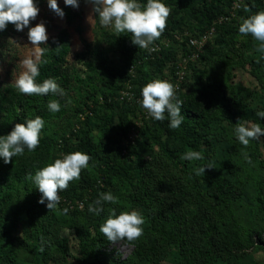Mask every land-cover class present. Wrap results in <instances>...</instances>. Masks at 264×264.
<instances>
[{
    "label": "rangeland",
    "instance_id": "rangeland-1",
    "mask_svg": "<svg viewBox=\"0 0 264 264\" xmlns=\"http://www.w3.org/2000/svg\"><path fill=\"white\" fill-rule=\"evenodd\" d=\"M256 1L261 2L262 7L253 9V12L244 10L239 20L231 25L235 31L232 36L225 37L223 42L220 38L212 39L200 59L188 65L181 87V92L188 95L199 87L201 82H208L210 79L214 82L213 89L208 90L213 103L211 110L215 114L209 128L212 149H204L209 150L213 173L220 176L225 191H214L207 169L204 175H196L194 169L206 166L204 157L198 161L182 159L178 168L163 151L164 142L170 139L163 136L160 142L154 140L151 136L155 129L152 122L154 119H141L142 107L138 102L142 99V87L154 79L167 80L174 85L178 66L191 53V49L186 46V39L198 35L200 31L194 17L178 16L175 7L163 0L162 3L171 9L164 33L159 40L149 46V49H139L136 46L132 50V53L139 54L142 59L141 69L144 78L139 72L137 73L134 66H130V61L122 53L123 41L126 40L128 44L131 40L130 34H118L112 26L97 25L93 5L88 2L79 4L78 10L83 13V36L90 45V49L86 50L76 32V26L69 28L64 17H59L48 7L47 0L46 4L39 8L37 18L31 21L28 27L23 31L15 30L11 36L1 42L0 49L4 57L0 61V87L15 85V80L25 70L20 61L33 57L34 50L27 37L30 27L43 22L47 29V43L55 40L59 31L68 30L71 35L68 65L75 79L69 93L67 115L61 120L44 124L42 130L56 140L50 163L68 154L61 138L70 135L71 128L84 120L81 115L88 107H93L88 96L92 95V87L97 88L99 90L97 96L100 100L103 99V93L107 94L111 101L121 103L122 108L115 107L109 110L103 107L97 114L107 120L98 122L99 128H92L93 136L96 142L105 137L104 131L110 129L108 120L112 119L114 128L113 131L108 132L106 139L110 147L114 148L125 134L130 135L137 130L138 156H133L126 161V164L129 170L139 174L140 181L143 178L145 183H150L147 191H153L155 194L150 204L155 208L176 205L169 204L166 199L170 197L162 193L164 183L171 185L176 190L175 193L181 202L180 207L186 213L188 224L194 225L199 238H201L200 227L195 221L196 217L200 223L209 222L215 226V230L219 233L216 238L219 242L216 252L222 258L219 264H229V262L264 264V137L259 141H251L245 147L239 143L234 131L239 120L248 124L259 123L264 127V120L256 116V112L264 111V58H261L262 54L257 51L258 43L251 35L239 34L242 18H248L251 13L264 11V0ZM57 3L60 9L66 6L64 0H57ZM154 49L157 50L153 51ZM162 61L166 63L163 64ZM101 64H105V68L113 73L128 75L130 78L126 81L118 77L113 80L111 88H105L103 82L108 80L109 74ZM88 65L93 70L89 69ZM126 92L130 93V97L122 101L121 97ZM205 105L203 103L202 107ZM226 109L229 112H225ZM93 122H97L95 118ZM84 130L86 131L87 128L83 127ZM171 145L179 146L176 143ZM249 160L251 163L248 162ZM1 164H4L3 159L0 160ZM85 175L94 179L99 177V173L91 165L82 170L81 177ZM80 180L70 182L69 187L77 185ZM181 181L186 187L182 190H188L185 194L179 191ZM133 183L132 185L131 181L123 177L113 179L108 190L118 198L119 203H108L104 221L110 214L109 209H115L117 215L123 211L140 212L145 217L146 223L143 225V235L138 240L151 247L153 239L148 236L151 230L149 221L143 210L136 207L130 199L133 193L141 190L138 180ZM226 191L227 194L224 196L226 202H218L217 206L214 205L217 197L209 196V193L221 192L217 194L221 197ZM30 193L36 194L37 198L41 196L32 181L19 186L11 193L13 199L9 203L8 213L13 218L19 217L20 224L16 228H10L9 220H0V230L7 231L3 233L1 258L13 259L12 264H94V256L92 254L84 256L83 246L74 232L65 225L67 216L63 214L60 204L53 212L52 221L55 225L53 234L46 235V253L42 254L39 251L37 233L30 226L27 218V206L29 200L33 198ZM201 199L209 206L212 205L209 214L200 206ZM224 233L225 235L222 236ZM234 233H237V237H234L237 242L232 239ZM63 240H68V254L64 252ZM134 250V246L124 240L108 244L104 252L108 257L125 261L134 255ZM134 264L144 263L137 260ZM160 264H184L179 248L176 245L170 247L165 260Z\"/></svg>",
    "mask_w": 264,
    "mask_h": 264
},
{
    "label": "trees",
    "instance_id": "trees-1",
    "mask_svg": "<svg viewBox=\"0 0 264 264\" xmlns=\"http://www.w3.org/2000/svg\"><path fill=\"white\" fill-rule=\"evenodd\" d=\"M163 1L175 7V12H177L178 16L184 18L189 15L196 19L200 31L198 35L187 37V47L190 38L197 39L201 37L215 25V22L220 17L226 15L233 2V0ZM34 2L38 8H41L46 4L47 0H34ZM85 2L86 0H78L79 4ZM138 2L146 4L147 0H138ZM245 7L253 12V9L257 10L261 8L262 3L256 0H248L237 20L222 26H217V33L213 40L220 38L223 42L225 37L232 36L235 33L231 25L239 20ZM61 9L65 13L64 19L67 26L69 28L76 26V32L80 37L81 43L86 50L90 49V45L83 36L82 11L71 6H65ZM253 14L254 13H251V15ZM94 16L96 24L99 25L98 13L94 12ZM15 30L14 25L8 24L6 30L0 31V47H2L1 42L11 36ZM123 42L122 53L130 61V66H134L137 73L139 72L141 77L144 78L145 76L141 69L142 59L139 54L132 53V50L136 48V46L132 44L131 40H129L128 44L126 40ZM41 47H47L49 49L42 57V59L47 60L48 63L39 64L40 75L36 78V82L42 83L48 78L55 79L58 85L64 89L66 95L60 97L50 93L46 96H27L19 93L15 85L0 87V137L9 134L15 124L25 123L28 119H34L39 116L45 121V124H48L53 120H61L68 113L67 105L70 99L69 93L72 88V82L75 79L68 65V59L71 54V35L66 29L61 30L58 32L55 40ZM58 47L61 49L57 52L55 50ZM3 57L4 54L0 49V61ZM162 63L165 64L166 61H162ZM101 67L109 74L108 80L103 82L105 88H111L113 80L116 78L118 79V77L126 81L130 78L128 75L124 76L122 74L113 73L110 69L105 68V64H101ZM88 68L93 70L89 65ZM78 82L80 81L78 80ZM213 86L214 82L210 79L208 82H201L200 86L188 95L184 94V92L176 94L177 98L183 102L181 115L184 117L178 129L172 130L169 128L170 118L167 113H165L164 121H152L155 127L151 135L152 138L158 142L162 140L163 136L170 139V141L164 142L163 151L178 168L182 160V154H185L188 150L200 152L205 159L206 166L211 164V157L208 154L209 150L212 149L209 138V128L215 118V114L211 110L213 103L212 99L209 97L211 93H209L208 90L213 89ZM92 91V95L88 96V99L91 100L93 107H88V105H86L88 109L81 115L84 120L79 121V123H77L78 125L71 128L70 135L61 138L65 146V151L68 154L79 151L90 155L92 159L89 165L94 167L99 173L98 179H94L88 175L82 176L77 185L71 188L68 187L67 190L60 193V198L65 200V202H60L62 210L64 208L69 209L68 213L65 214L67 216V218H65V225L74 232V235L83 246L82 250L84 256L87 257L89 254H92L94 256V264H134L137 260L144 264H160L165 260L168 249L176 245L179 248V254L183 258L184 264H219L222 258L219 257V253L216 252L217 244H219L216 238L219 236V233L215 230V226L209 222H207V224L200 223L198 217H196L195 221H197L200 227L199 231L201 238H199V236L196 235L194 225L192 223H190V225L188 224L186 213L183 212V209L180 207L181 202L178 200V195L175 193L176 190H174L171 185H165L166 183H164V191L162 193L170 197L166 199L169 204L176 205H170L167 208L160 206L155 208L150 204L155 196L153 191H147L150 183H145L143 178L140 181L138 178L139 174L133 170H129L126 164L127 160L131 159L133 156H138L137 144L139 138L134 143L126 146L129 137V133H127L122 137L118 145L111 148L106 137H108V132L113 131L112 128H114V126L113 120L109 119L107 124L110 125V129L104 131L105 137L100 138L98 142H96L92 128H99L100 123L98 124V122L107 120L97 113L103 109V107L109 110H113L115 107L120 109V107L122 108V104L111 101L109 96L104 93L102 94L103 99L100 100L97 96L99 90L92 87ZM213 95L215 94L213 93ZM51 100L59 101L61 106L60 111L55 113L49 111L48 103ZM203 103L206 104L204 107H202ZM225 112H229V110L226 109ZM94 118L97 121L96 123L93 122ZM83 127H86L87 130L83 131ZM175 143L179 146L175 147L171 145ZM55 147L56 140L51 135L46 134L44 130L41 132L39 146L34 152H29L25 149L24 155L14 157L12 163L0 165V220H9L11 222L10 228H16L20 224L19 217L13 218V216L8 213L9 203L13 199L11 193L15 192L19 186L31 181L26 178L29 174L35 175L37 170L50 163ZM204 148H209V150L206 151ZM1 159L2 158H0V160ZM207 171L210 176V184L214 185V191H225L220 176L215 175L212 169H207ZM115 177H123L131 181L132 185L136 180L139 181V188H141V190L137 193H133L130 199L136 207H140L145 213L151 226L148 236L153 239L151 247L139 240L131 244L125 240L128 244L134 246L135 249L134 255L125 261L117 260L115 257H108L104 252L105 248L110 243L99 229L106 217L108 203L102 205L104 211L99 215L89 213L88 211L89 205L93 204V202L98 199L100 193L110 192L108 188L112 185V181ZM183 187H185V184L181 181L179 187L181 190L179 191L185 194V191L188 190H182ZM219 193L221 192L209 193V196L217 197V202L216 204L214 203L216 206L218 202H226L224 196L227 194V191L222 193L221 197L217 195ZM30 195L33 198L29 200L27 206V218L30 221V226L37 233L36 241L39 243L40 248L44 249L41 253L45 254L46 235H52L55 226L52 221L54 210L49 211L47 209V201L45 204L38 203L41 196L37 198L36 194L30 193ZM169 200L171 202H169ZM79 202L82 203L83 206L81 209L77 205ZM199 203L209 214V209L212 205L210 204L209 206L203 199H201ZM6 232L7 231L0 230V252L3 250V233ZM223 235H225V233L222 234V236ZM234 237H237V233H234L232 239ZM234 240L237 242L236 238H234ZM63 249L65 250L64 252L68 254V240H63ZM13 262V259L1 258L0 255V264H12ZM229 264H231V262H229Z\"/></svg>",
    "mask_w": 264,
    "mask_h": 264
},
{
    "label": "clouds",
    "instance_id": "clouds-1",
    "mask_svg": "<svg viewBox=\"0 0 264 264\" xmlns=\"http://www.w3.org/2000/svg\"><path fill=\"white\" fill-rule=\"evenodd\" d=\"M93 5V11L98 13L99 22L103 26H112L116 33H128L131 42L139 49H149L155 41L159 40L164 33L171 9L161 0H147L141 4L138 0H86ZM66 6L78 8V0H64ZM48 7L59 17L63 18L65 13L58 6L57 0H48ZM245 11H250L247 7ZM39 14V8L34 0H0V31H4L8 24L15 26L17 31H23L31 21ZM240 35H251L258 43L257 51L264 58V11L242 18L239 25ZM28 41L32 45L33 57L20 61L24 71L15 80V88L21 94L32 96H46L48 94L64 97L66 92L55 79L48 78L42 83H37L36 78L40 75L39 64H47L42 57L49 49L41 47L48 41L47 29L43 22L35 27H30L27 33ZM58 47L55 51H59ZM259 62V61H257ZM142 99L139 101L147 115L156 121H164L165 113L170 118L169 128L176 130L180 127L184 117L181 115L183 102L176 96V86L167 80L154 79L146 83L141 89ZM58 100L48 103L50 112L60 111ZM256 116L264 120V111L256 112ZM45 121L37 116L28 119L25 123H17L11 132L0 137V158L4 164L12 162L14 157L24 155L25 149L34 152L40 143L41 132ZM235 136L239 143L247 147L251 141H259L264 137V127L259 123L248 124L239 120L235 125ZM92 157L83 152H72L63 155L62 159L37 170L35 175L29 174L26 178L31 180L35 188L41 193L38 201L45 204L49 211L56 210L61 202L60 192L68 189L70 182L78 181L81 172L89 168ZM181 159L187 161L202 160L200 152L188 150ZM251 163V161H248ZM211 164L194 169L196 175H204L206 169H212ZM118 204L119 200L111 192L100 193L98 199L88 207L89 213L99 215L104 211L103 204ZM63 214L69 209L64 208ZM109 215L102 225L100 232L109 243H117L126 240L134 243L143 235L145 217L138 211H123L119 215L115 209H109ZM43 252L44 249L40 248Z\"/></svg>",
    "mask_w": 264,
    "mask_h": 264
},
{
    "label": "built area",
    "instance_id": "built-area-1",
    "mask_svg": "<svg viewBox=\"0 0 264 264\" xmlns=\"http://www.w3.org/2000/svg\"><path fill=\"white\" fill-rule=\"evenodd\" d=\"M247 1L248 0H233L231 7H230L229 11L227 12V14L220 17L215 22V25L210 30H208L206 33H204L201 37H199L197 39L190 38L188 40V43H189L188 47L191 49V53L182 60V62L180 63V65L177 68L178 73H177L176 82L174 84L176 86V94L181 92V87H182L183 82L185 80V71L187 70L188 65L191 63H196L200 59V56L203 54V52L206 49V47L208 46L209 42L216 35L217 26H222L226 23H230L234 20H237L239 14L243 10V7ZM156 50L157 49H154L153 51H156ZM129 97H130V93L126 92L122 95L121 100L122 101L126 100ZM142 114H143L141 117L142 120L153 119L147 115L146 111L143 108H142ZM136 126L139 127L138 124H136ZM136 131L137 130H134L129 135L128 140L126 142V146H128L131 143H134L137 140L138 135H137ZM61 201L65 202V200H62V199H61ZM77 205L79 206L80 209L82 208V203L79 202V203H77Z\"/></svg>",
    "mask_w": 264,
    "mask_h": 264
}]
</instances>
